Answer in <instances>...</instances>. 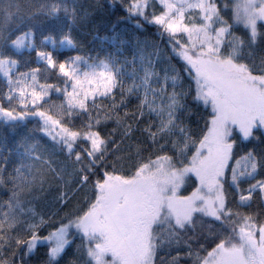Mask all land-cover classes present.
<instances>
[{"label": "snow or ice", "instance_id": "6c2138e0", "mask_svg": "<svg viewBox=\"0 0 264 264\" xmlns=\"http://www.w3.org/2000/svg\"><path fill=\"white\" fill-rule=\"evenodd\" d=\"M157 4L159 11L149 22L162 28L178 46L174 49L176 55L192 73L193 83L184 93L185 99L191 93L194 110L204 115L202 134L191 136L190 142L182 141L183 156L188 159H181L179 166L174 163V148L167 141L177 131H184L179 115L185 107L183 101H162L159 122L144 129L159 151L134 164L129 175L117 163L120 157L112 161L111 168L99 165L108 150L99 119L87 129L68 126L62 117L53 114L51 106L41 107L52 90L61 89L40 83V68L21 69L18 59L0 56V77L8 85L0 98V119L39 117L40 132L56 144L63 142L67 157L57 170L50 167L51 159L44 160L42 154L35 156L40 164L49 166L52 180L62 187L48 202V215L29 209L39 219L27 224L26 236L19 234L23 222L10 213L28 194L40 199L33 191V165H29V176L19 170L17 176L10 175V187L5 186L0 173V188L10 193L4 201L9 212L0 218V240L17 231L7 241L13 248L11 260L0 264H15L16 253L25 246L31 251L38 239L49 242L54 259L62 258L73 243L67 238L70 233L74 234L73 239L79 236L84 242L87 264H157L158 253L152 240L161 221L167 223L168 229L164 243L186 249L173 255L169 264H264V215L249 211L253 205L264 204V162L251 149L237 155L239 142L264 139V68L257 71L249 63L256 46L264 52V0H157ZM147 9L145 4L141 14ZM33 35H18L10 40V46L19 50L27 40L31 47ZM237 42L241 53L232 55L228 49ZM249 45L245 57L243 49ZM35 55L40 59L47 56L45 63L49 68L58 69L64 77L72 76L66 64L57 66L50 53L37 50ZM260 60L264 64V55ZM106 79L111 81V77ZM83 83L75 78L74 91L64 92L63 103L87 112V100L94 99L96 93L81 98L75 89ZM103 87L105 91L100 95H106L111 84ZM241 100L244 109L238 105ZM192 111L189 107L188 115ZM78 146H83L84 151H79ZM261 150L264 152V147ZM65 175L71 178L68 182L64 181ZM189 177L190 186L185 187ZM161 179L171 184L170 194L161 195L158 191ZM132 189L142 192L145 209L134 224H129L127 193ZM80 193H85L84 203L68 211ZM205 220L209 231L203 234L199 250H193L182 234L189 228L195 230L196 223ZM213 228L215 231H211ZM73 251L79 252L80 245Z\"/></svg>", "mask_w": 264, "mask_h": 264}, {"label": "trees", "instance_id": "16d2710c", "mask_svg": "<svg viewBox=\"0 0 264 264\" xmlns=\"http://www.w3.org/2000/svg\"><path fill=\"white\" fill-rule=\"evenodd\" d=\"M137 0H0V56H8L20 61L21 69L36 66L41 69L37 77L42 84H54L61 89L60 92L52 90L51 96L46 98L41 105H49L53 108V114L62 117L63 122L70 127L87 129L91 123L95 125L96 119L102 123V133L107 137L108 150L104 158L99 160V165L111 168L112 161H117L130 173L131 167L141 160H147L149 156H155L159 147L154 146L148 139L145 128L154 127L159 122L158 113L161 112L162 101L170 104L173 99L184 102V109L180 112L183 133L177 131L169 137L167 143L174 148V163L179 166L180 160L187 161L183 156L185 144L183 140L190 142L191 136H199L205 127L204 115L195 111V105L191 101V93L185 99L184 93L189 92V85L193 83L191 69L187 68L176 55L175 42L162 28L149 23L154 13L147 15L135 13ZM34 34L31 51L17 52L10 46V40L18 35ZM50 38L57 44L59 41L67 43L64 49H48L44 45V39ZM250 45L243 49L245 57ZM44 50L50 53L57 66L66 64L67 70L73 76V69H77L82 75L86 66L104 65L111 77L110 90L106 95L96 93L94 99L87 100L88 111H80L69 108L65 100L64 92L72 87V77H64L58 69L47 67L36 61V51ZM232 55H240V44L228 49ZM264 55L261 46H256L253 57L249 63L259 71L264 68L260 57ZM79 58V59H78ZM74 67V68H73ZM80 75L76 78H80ZM31 75L28 79L31 80ZM167 86V91L165 87ZM8 90V85L0 77V98ZM81 98L84 96L76 89ZM68 92V91H67ZM55 102V103H54ZM61 104L63 105L61 107ZM189 107L193 109L188 115ZM35 111V109H31ZM20 111H23L21 109ZM180 123V121H178ZM42 122L39 117L28 116L24 120L0 119V173H2L5 186L10 187L9 176H17V170L24 176H29V165L32 167V175L36 177L34 192L40 199H35L32 194L22 198L19 206H15L10 214L17 216L23 223L19 226L21 236L27 235V224L39 219L29 209L35 212H43L48 215L51 209L49 201L62 187L57 181L52 180L49 166L40 164L34 158L42 154L44 160L51 159L54 167L59 170L67 161L63 143H54L45 137L40 128ZM35 144L36 148H31ZM264 139L257 142H239L237 155L240 151L251 149L264 162ZM83 152L84 147L78 146ZM96 167V165H93ZM71 178L64 176V181ZM42 182V186H41ZM191 178L186 181L185 187L190 186ZM77 187H79L77 185ZM10 193L0 188V218L3 213L9 212L4 202ZM90 195V193H88ZM231 195V194H230ZM85 200V193H80L76 200L69 206L72 211ZM249 211L260 212L264 215V206L253 205ZM62 215V213L60 214ZM59 216L53 219H58ZM209 231L208 221L197 222L195 230L189 228L183 233V240L191 245L193 250H199L203 241V234ZM215 231V229H211ZM46 230L41 232V236ZM17 231L13 230L10 237L0 240V261L11 260L13 251L7 243L11 237H15ZM73 233L67 237L73 243L66 248L62 258L51 261L49 257L50 245L45 240L38 239L35 247L29 251L27 246L15 255V264H87L83 255L84 242ZM27 239L31 240L30 236ZM168 239L167 223L159 225L154 237V247L157 255V264H169V259L177 252L186 249L170 247L164 243ZM80 245V251L73 249Z\"/></svg>", "mask_w": 264, "mask_h": 264}, {"label": "rangeland", "instance_id": "374dc122", "mask_svg": "<svg viewBox=\"0 0 264 264\" xmlns=\"http://www.w3.org/2000/svg\"><path fill=\"white\" fill-rule=\"evenodd\" d=\"M135 3V13L139 14V15H144V14H141L143 12V9H144V5L147 4L148 7L150 8L147 9V12L148 10L151 11L150 13H157L159 11V7H158V4H157V0H137ZM146 12V14H147ZM154 13V14H155ZM148 15V14H147ZM149 16V15H148ZM150 23V22H149ZM152 25H155L153 23H151ZM157 26V25H155ZM159 27V26H158ZM25 35V34H24ZM44 45H47L50 49V50H53V49H64L66 47H68L67 43L64 42V41H59V43L57 44L55 41H53L52 39L50 38H47V39H44ZM178 46L176 45L175 48H177ZM34 48V45H33V42H32V38H31V47L29 46V42L26 40L25 41V44H24V47L17 50L14 46H12V49L14 51H17V52H24V51H31L33 50ZM40 51H43L44 53H46L44 50H40ZM48 54V53H46ZM47 59V56L45 57V59H40L38 57H36V61L38 63H43L47 66V64L45 63V60ZM48 67V66H47ZM87 68L84 69V71L82 72V75H80L79 71L77 69H73V76L72 77V87L68 88V92H73L74 91V84H75V78L78 77L80 75V80L84 81L82 87L78 88L81 93L85 96H88L89 93H100L102 91H105V88L103 87L105 84H108L109 81L106 79L107 77H109L107 71H106V68L104 65H97V66H94L92 64H89L86 66ZM101 74H104L103 76H101ZM3 78V77H2ZM76 91V89H75ZM238 105L241 109H244L246 106L245 104L241 101H238ZM41 121V120H40ZM231 124H229V130L231 129ZM63 143V142H62ZM158 191L160 192L161 195H164V194H170L171 191H172V186L171 184L165 182L163 179H161L160 181V185H159V189ZM127 202H128V212H127V222L129 224H134L137 220V218L143 213L144 209H145V202H144V199H143V194L140 190L138 189H132L130 190L128 193H127ZM264 206V204H263ZM166 222L165 221H161V224H165ZM45 242H48L45 240ZM152 243L154 245V238L152 240ZM49 244V242H48ZM49 257L51 259V261H55L57 258H53L51 255H50V248H49Z\"/></svg>", "mask_w": 264, "mask_h": 264}]
</instances>
